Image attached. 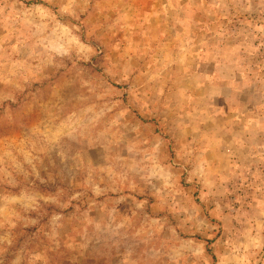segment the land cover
<instances>
[{
  "label": "rangeland",
  "instance_id": "374dc122",
  "mask_svg": "<svg viewBox=\"0 0 264 264\" xmlns=\"http://www.w3.org/2000/svg\"><path fill=\"white\" fill-rule=\"evenodd\" d=\"M0 264H264V0H0Z\"/></svg>",
  "mask_w": 264,
  "mask_h": 264
}]
</instances>
